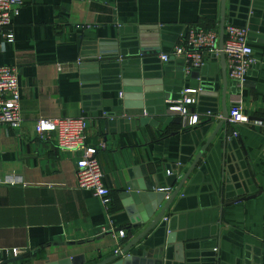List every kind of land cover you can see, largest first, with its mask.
Listing matches in <instances>:
<instances>
[{
  "label": "crops",
  "instance_id": "0c3cea01",
  "mask_svg": "<svg viewBox=\"0 0 264 264\" xmlns=\"http://www.w3.org/2000/svg\"><path fill=\"white\" fill-rule=\"evenodd\" d=\"M21 1L14 40L0 44V66L18 69L22 117L18 130L0 129V263L95 264L112 256L139 219L140 203L128 193L173 191L222 107L228 113L241 101L247 123L226 120L235 142L226 151L216 140L208 147L164 215L171 243L161 232L150 239V253L161 264H264V0ZM222 16L224 26L247 30L256 59L242 87L228 78L220 55L189 74L182 60H161L189 27L219 34ZM187 89L186 108L198 124L161 121L163 114L177 119L166 107ZM140 104L144 123L124 114ZM80 116L86 143L98 149L107 209L76 187L81 154L34 131L41 118Z\"/></svg>",
  "mask_w": 264,
  "mask_h": 264
},
{
  "label": "built area",
  "instance_id": "2783aa9c",
  "mask_svg": "<svg viewBox=\"0 0 264 264\" xmlns=\"http://www.w3.org/2000/svg\"><path fill=\"white\" fill-rule=\"evenodd\" d=\"M22 4L21 0H0V44L13 42L12 16L18 14ZM247 40L246 29L228 24L224 26L223 43L220 48L216 28L203 29L192 26L169 54L161 55V60L167 62L170 58L180 59L183 62L184 73L189 74L192 70L203 68L208 57L223 53L228 78L238 87H242L250 67L256 62ZM191 92L188 89L184 90L181 93V100L167 109L169 115L187 119L188 127L198 124L197 116L189 115L186 108L192 103L189 96ZM119 97H122L121 93ZM21 123L18 69L15 66H0V129L18 130ZM244 123H247V117L243 113L241 101H238L227 113V124L233 127ZM34 131L43 140L55 141L61 150L81 154L75 167L76 187L79 190L90 191L107 209L110 191L104 183V174L97 158L98 149L86 143V117L41 118L36 121ZM172 173L167 171L168 176L174 174ZM158 191L171 193V189ZM115 235L120 239L126 237L125 231L122 230H118Z\"/></svg>",
  "mask_w": 264,
  "mask_h": 264
},
{
  "label": "water",
  "instance_id": "95a60500",
  "mask_svg": "<svg viewBox=\"0 0 264 264\" xmlns=\"http://www.w3.org/2000/svg\"><path fill=\"white\" fill-rule=\"evenodd\" d=\"M223 32H224V17L222 16L220 32H219L220 48L222 47V43H223ZM114 46L116 45L114 44ZM219 55L223 61V68H225L224 55L223 53H220ZM223 77L226 80L225 75ZM125 91L127 92L128 89H125ZM138 96L140 97V95ZM167 109L168 107H166V111ZM146 112L147 109L145 110L144 106L140 104L139 106H137V110L135 112H130L128 110H125L124 114L126 116L135 115L136 117L140 118L141 123H144V120L146 119H144L143 117L146 114ZM206 114H210L212 116L214 115V112L208 111ZM162 116H163L162 118L163 120L161 121H163L166 124H169L170 121L171 122L173 121L175 123H181L182 118L180 117H177L176 120H172L171 118L165 117L164 114ZM226 120H227V111L226 108L222 107V114L219 123L213 128L211 134L209 135V137H207L206 141L204 142V145L200 148L199 152L197 153L191 166L189 167L185 175L182 177L177 187L173 191H171L170 194H167L166 192L153 191V189L148 190L147 192L128 193L129 197H131V199L136 204L140 203V205H142V206L140 205L138 206L139 219L137 221H132L133 223L130 225V227H128L129 228L127 233V238H129L128 241L125 244L121 243L120 249L112 256L95 264H161L162 262L161 258L156 256H151L150 253L151 246L149 241L151 238L161 237L160 234L161 232L163 233V236L166 235V231L168 229L167 227H165L166 220H164L165 218L164 215L167 213V211L170 210L172 203L177 198L184 183L186 182L190 174L194 171V169L198 166L199 162L201 161L208 147L211 146L212 143L216 140L217 143L214 144V147L219 146L223 148L224 151H226V149L229 148L230 145L235 142L234 138L228 136V132L226 131ZM207 125H210V120L207 123ZM211 128H212V124L210 125V129ZM220 132H222L221 139L219 138ZM235 139H238L237 141H239L243 153L244 155H246L241 139H239V137H236ZM163 202L164 205L162 206L161 210L156 214L157 208ZM140 229L141 231L137 233V235H134V232L136 233ZM172 238L173 235L167 234L166 240L164 238L163 241L164 242L166 241L167 244H170ZM15 262H17V259L12 258L3 261L0 264H14ZM56 264H78V263H76V260L70 259Z\"/></svg>",
  "mask_w": 264,
  "mask_h": 264
}]
</instances>
